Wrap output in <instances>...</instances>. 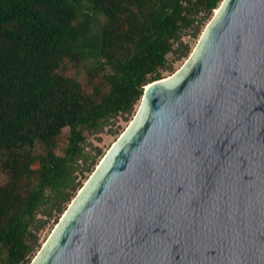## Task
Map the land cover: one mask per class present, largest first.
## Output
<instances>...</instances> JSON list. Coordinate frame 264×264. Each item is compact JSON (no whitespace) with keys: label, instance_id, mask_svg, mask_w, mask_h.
Wrapping results in <instances>:
<instances>
[{"label":"water","instance_id":"1","mask_svg":"<svg viewBox=\"0 0 264 264\" xmlns=\"http://www.w3.org/2000/svg\"><path fill=\"white\" fill-rule=\"evenodd\" d=\"M29 264H264V0H222L145 85Z\"/></svg>","mask_w":264,"mask_h":264},{"label":"trees","instance_id":"2","mask_svg":"<svg viewBox=\"0 0 264 264\" xmlns=\"http://www.w3.org/2000/svg\"><path fill=\"white\" fill-rule=\"evenodd\" d=\"M221 1L0 0V264L31 261L100 154L86 132L126 118Z\"/></svg>","mask_w":264,"mask_h":264},{"label":"rangeland","instance_id":"3","mask_svg":"<svg viewBox=\"0 0 264 264\" xmlns=\"http://www.w3.org/2000/svg\"><path fill=\"white\" fill-rule=\"evenodd\" d=\"M220 3H219V5H220ZM219 5H218V7H219ZM218 7H216V9H213L211 16L202 25V27H201V29H200V31H199V33L197 35L193 36L191 30H187L183 34V36H182L183 41L185 43H187V45L189 47V51L187 52L186 55L180 56V57L169 53L168 54V59H169V62L171 63V68L172 69L171 70H164L162 72V77H167V76L171 75L173 72L177 71L185 63L187 58L191 55V53L195 49V47H196V45H197V43H198V41H199L204 29L207 27L209 21L211 20L212 16L214 15V13H215V11L217 10ZM66 72H67V74H75L78 77V79H80V81H82V83L85 86H88L87 77H86L84 71L78 69L75 66H71L70 65L67 68ZM140 103H141V100L135 104L133 111L130 114H128L126 118H124L123 115L119 116L118 118L114 119L113 122L109 126L105 127L102 132H100V133H89V132H86V137H87V142L86 143L88 145V148L89 147L90 148L91 147L92 148L93 147H97L100 150V154L95 156V160H94L95 164L93 165V169L97 166L98 162L101 160L102 156L110 148V146L119 138V136L121 135L123 130H125L128 127L131 119L136 114V112H137V110H138V108L140 106ZM66 134H67V129H64V133H63V135L61 137V145H64V143H65ZM93 154H94V152H93ZM93 169H92V171H93ZM92 171L84 172L82 174V176L80 177L81 186L83 185V183L85 182V180L87 179V177L90 175V173ZM3 180H4V175L2 173H0V182H2ZM68 205H69V203H68ZM68 205H67V207H68ZM66 208H65V210H66ZM63 213H61L60 216H58V218L56 220H54V218L50 219L46 223V225L39 231V233H38L39 246L34 251L32 259L40 251V249L45 245V243L47 242L50 234L55 229V226H56L57 222L59 221V219H60V217H61V215ZM32 259H31V261H32Z\"/></svg>","mask_w":264,"mask_h":264}]
</instances>
